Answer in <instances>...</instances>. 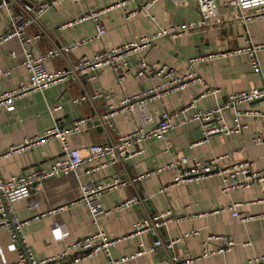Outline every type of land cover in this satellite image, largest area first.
Listing matches in <instances>:
<instances>
[{
    "label": "crops",
    "instance_id": "0c3cea01",
    "mask_svg": "<svg viewBox=\"0 0 264 264\" xmlns=\"http://www.w3.org/2000/svg\"><path fill=\"white\" fill-rule=\"evenodd\" d=\"M36 0H20L13 3L11 10L18 11L22 3L33 4ZM118 0H61L47 9L40 17L26 27L25 34L41 31L31 49L41 54L48 48L63 45L73 39L94 32L91 19L79 20L90 8L107 7L100 14L106 25L102 38L87 41L66 50L58 57L49 58L46 63L50 70L66 67L81 56H91L98 50L111 48L141 36H150L159 26L195 20L199 10L195 0H154L148 10L153 16L138 10L143 0H132L124 6H113ZM222 19L219 26L190 31L174 38L158 36L149 46L131 51L122 61L123 78L118 80L110 66H103L93 79L79 78L58 80L42 90L32 91L14 100V108L7 110L0 106V154L24 142L25 138H39L55 122L68 125L79 116L90 115L87 128L70 134L67 139L71 146L78 147L82 154L94 142L115 139L117 135L131 131L134 122L130 114L119 112L113 117V127L106 130L93 123L107 108L108 104L118 105L122 97L152 86L165 84L171 78L194 71L200 78L193 79L179 90L166 93L150 101L154 112L174 111L187 106L206 88L217 87L215 94H206L196 102L197 108L208 107L226 99L230 92L258 86L264 81V47L257 51L260 68L253 69L245 47L251 43L264 42V18L244 23L232 12L228 0H216ZM71 21V24L68 22ZM10 25V10L0 6V34ZM239 49L240 51H237ZM11 51L15 54L12 55ZM208 53L216 54L209 60L189 59ZM146 61L147 71L137 75L140 60ZM24 54L20 40L12 36L0 43V67L7 70L0 76V93L16 86L28 78L23 65ZM95 90L105 95L93 98ZM75 96H84L79 102ZM61 103L55 110L49 106ZM241 110L257 109L259 115H241L244 126L237 133H211L204 138L202 127L197 121H188L166 132L162 138H146L139 143L141 151L93 172L90 177L97 183H106L114 177L129 178L156 168L179 155L207 159L225 155L219 159L222 166L243 159L253 161L256 169L264 168V141L256 142L253 137L264 134V99L240 104ZM228 123H231L226 112ZM157 118V115L155 114ZM61 142L50 137L38 143L25 145L19 150L0 156V170L3 176L26 174L39 166L49 165L62 155ZM88 163L82 164L66 174L46 178L39 188L32 190L31 197L39 201L32 209L28 207L30 197L17 199L12 203L13 212L26 220L20 230V239H12L5 228H0V264H19L18 251L8 244L14 241L17 247L26 246L36 258L52 256L63 250L74 239L92 232L96 225L86 205L76 202L80 196V180L88 177ZM178 167H172L150 174L133 182L103 191L100 200L104 207L113 208L128 196L136 200L128 206L114 209L101 217L99 225L108 233L118 237L115 246L107 255L99 251L75 264H106L111 258L118 264H245L253 255L264 254V192L259 183L249 187L223 191L221 178L211 175L186 184L179 183L165 187ZM236 203L238 216H233L226 206ZM171 208L182 219L170 221L158 228L157 237L163 243L153 246V234L136 232L134 223L158 210ZM54 209L39 218L35 213ZM201 214V215H197ZM241 217V218H240ZM242 217H244L242 219ZM54 221L62 222L67 234L55 240L51 234ZM196 230V232H192ZM209 235L218 237L208 238ZM175 239L171 246L165 242ZM227 239L234 241L228 250L202 254L204 248H222ZM142 245L146 251L133 255ZM152 247V249H151ZM150 248V249H149ZM194 259L184 263L187 257ZM67 258L59 264H66Z\"/></svg>",
    "mask_w": 264,
    "mask_h": 264
},
{
    "label": "built area",
    "instance_id": "2783aa9c",
    "mask_svg": "<svg viewBox=\"0 0 264 264\" xmlns=\"http://www.w3.org/2000/svg\"><path fill=\"white\" fill-rule=\"evenodd\" d=\"M19 1L20 0H0V6H5L10 10V25L4 33L0 34V43L5 39L16 36L22 45L24 54L23 65L28 71V78L26 81H22L16 86L0 93V106H3L7 110H12L14 108V100L16 98L32 91L42 90L58 80L79 78L82 75H85L87 79H93L103 66H110L118 80H121L123 78V65L125 64L122 58L131 51L140 50L145 46H149L158 36L174 38L190 31L204 29L205 27H217L222 21L216 0H195L199 10V16L195 20L159 26L158 30L150 36H141L121 45L98 50L91 56L79 57L66 67L50 70L46 63L49 58L58 57L62 55L64 51L73 49L87 41L102 38L106 31V25L100 19V14L106 8H109V6L90 8L88 12L79 17V20L89 18L93 21L94 32L92 34L73 39L63 45L48 48L41 54H34L31 45L36 39L41 37V31L32 35H26V27L40 17L47 9L61 0H36L35 3L31 5L22 3L18 11L11 10L12 4L18 3ZM72 1L77 2L80 0ZM129 1L132 0H118L113 6H124ZM153 1L154 0H143L140 2L138 10L153 18L148 10ZM179 1L180 0H172L174 3H178ZM228 3L235 16L240 18L244 23L256 18H264V0H228ZM68 23L71 24V21ZM261 47H264V42H250L244 49L250 57V63L253 69L260 68L257 51ZM237 51L240 50L237 49ZM11 54L14 55L15 52L11 51ZM215 55L214 53L197 55L189 60L191 62L209 60ZM139 64L140 68L137 71V75H143L147 71L146 61L142 58ZM7 73V70H3L0 67V76L6 75ZM193 79H198V81H200V78L196 76L194 71L187 72L186 74L171 78L165 84L152 86L138 93L126 95L120 99L118 105L112 103L108 104L104 112L96 116L103 128L109 130V128L113 127V117L119 112H126L131 115L134 128L131 131L117 135L115 139H107L90 144L85 154H82L78 147L71 146L67 137L70 134L85 130L88 121L92 120V116L90 115L79 116L65 126L55 122L39 138H25L22 144L12 146L9 150L4 152L7 154V152L19 150L25 145L38 143L50 137L58 138L63 150V154L55 158L49 165L39 166L26 174H12L5 177L0 170V228H5L12 239L17 238L19 240L21 238V226L26 221L21 220L14 214L12 203L17 199L30 197L28 207L32 209L36 208L39 205V201L37 198L31 197L32 190L39 188L42 181L46 178L58 174H66L85 163H88L86 168L88 177L79 182L80 196L76 202H82L87 206L92 222L96 225V228L92 232L74 239L60 252L45 258H36L26 246L19 248L16 243L12 241L8 244V247L18 251L17 263L59 264L61 259L67 258L68 261L66 264H75L79 260L99 251H103L109 255L111 247L115 246L119 238L108 234L99 225L98 220L101 217L109 215L114 209L130 205L136 200V196H128L115 204L113 208H106L100 200L101 193L107 189L125 186L135 179H141L164 169L178 167L177 173L173 175L172 180L165 186L168 188L175 184H186L190 181L217 175L221 178V189L223 191L249 187L254 182H257L260 185L261 191L264 192V168H254L253 161L249 159L239 160L230 165L222 166L219 164V159L226 154L215 155L207 159L179 155L169 162L136 176H131L129 178L114 177L113 180L104 184L97 183L90 177V175L99 168L120 162L140 152L141 148L139 147V143L142 140L152 137L162 138L168 130L188 121L199 122L205 138L209 134L216 132H222L224 134L240 132L244 126L241 115H259V110L257 109L243 111L239 106L242 103L264 99V81L258 86L230 92L225 100L204 108L196 107L197 100L206 94H215L219 88H206L196 97H193L187 106H183L174 111L162 110L156 113L151 109L150 101L166 93L184 88L188 82ZM101 95H105L103 91L95 90L91 96L95 98ZM82 99H84V96H75L72 98V101L79 102ZM60 106L61 103H56L50 105L48 108L49 110H55ZM226 112L229 113L231 123H228ZM253 139L256 142H263L264 134L256 135ZM4 153H1L0 156ZM226 209L230 210L233 216L239 215L236 209V203L226 206ZM53 211L54 209L41 211L35 213L32 218H39ZM243 218L244 217H242V219ZM180 219H182V216H177L171 208H165L136 221L134 223V230L136 232L147 231L157 236L159 227L166 225L170 221L177 222ZM50 230L55 240H61L67 234L66 226L59 221H54ZM192 232L194 233L196 230H192ZM207 237L211 238L218 236L209 235ZM174 241L175 239H170L165 242V245L171 246ZM162 243L163 240L157 237L153 241V246ZM233 244V240L227 239L222 248L213 250L204 248L202 254L205 255L216 251L228 250ZM145 251L146 248L140 245L133 255L142 254ZM126 258L127 257H123L117 260L109 256L106 264H118ZM193 259V257L189 256L185 258L183 262L188 263ZM245 264H264V254L251 256L247 259Z\"/></svg>",
    "mask_w": 264,
    "mask_h": 264
},
{
    "label": "water",
    "instance_id": "95a60500",
    "mask_svg": "<svg viewBox=\"0 0 264 264\" xmlns=\"http://www.w3.org/2000/svg\"><path fill=\"white\" fill-rule=\"evenodd\" d=\"M82 78H83V80H85L86 79L85 75H82ZM254 101H257V100H254ZM93 123L96 124L97 127H102L98 118H95L93 120ZM62 154H63V152H62ZM156 238H157V236L153 235V239H156Z\"/></svg>",
    "mask_w": 264,
    "mask_h": 264
}]
</instances>
